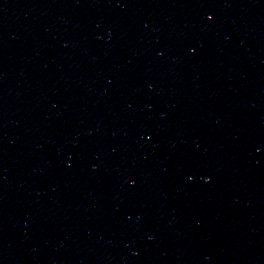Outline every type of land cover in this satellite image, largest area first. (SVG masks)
I'll return each mask as SVG.
<instances>
[{
	"label": "water",
	"instance_id": "95a60500",
	"mask_svg": "<svg viewBox=\"0 0 264 264\" xmlns=\"http://www.w3.org/2000/svg\"><path fill=\"white\" fill-rule=\"evenodd\" d=\"M0 264H264V0H0Z\"/></svg>",
	"mask_w": 264,
	"mask_h": 264
}]
</instances>
